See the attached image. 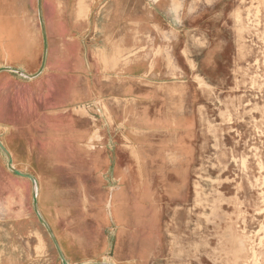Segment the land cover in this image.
I'll return each mask as SVG.
<instances>
[{"label":"rangeland","instance_id":"rangeland-1","mask_svg":"<svg viewBox=\"0 0 264 264\" xmlns=\"http://www.w3.org/2000/svg\"><path fill=\"white\" fill-rule=\"evenodd\" d=\"M42 5L31 78L0 0V264H264V0Z\"/></svg>","mask_w":264,"mask_h":264},{"label":"water","instance_id":"water-1","mask_svg":"<svg viewBox=\"0 0 264 264\" xmlns=\"http://www.w3.org/2000/svg\"><path fill=\"white\" fill-rule=\"evenodd\" d=\"M41 9V0H39V10ZM41 17V24H42V29H43V32H44V42H45V50H44V59H43V63H42V69L44 67V64H45V60H46V54H47V39H46V33H45V27H44V24H43V19H42V16ZM6 68H2L1 70H3ZM0 148L8 155L9 157V167L15 171L14 167L12 166V157L11 155L9 154L8 150L0 143ZM17 172V171H16ZM19 173V172H18ZM21 175L23 176H27V177H30V178H33L31 175L29 174H23V173H20ZM33 182H35V180L33 179ZM33 204H34V208H35V211L37 212V215L39 217V219L45 224V226L47 227V229L50 231V228H49V225L46 223V221L43 219V217L41 216V214L39 213V210L37 208V198L35 197L34 198V201H33ZM54 238V237H53ZM54 242H55V245H56V248L58 250V253L60 255V258L62 260V263L63 264H69L67 259L65 258V256L63 255V252L61 251L60 247H59V244L57 243V241L54 239ZM99 264H106V263H99Z\"/></svg>","mask_w":264,"mask_h":264},{"label":"crops","instance_id":"crops-1","mask_svg":"<svg viewBox=\"0 0 264 264\" xmlns=\"http://www.w3.org/2000/svg\"><path fill=\"white\" fill-rule=\"evenodd\" d=\"M53 2H54V8H52L51 9V11H49V13H47V16H48V18H51V19H53L55 16H56V14H55V9H56V7H57V0H53ZM42 0H41V9L39 10V0H38V8H37V10H38V16H39V19H41V17L40 16H42V19H43V24H44V27H45V20H44V15H43V8H42ZM90 8V6H89V3H83V4H79V10H78V16H79V12H82L81 13V15L83 14V12H85V11H88L87 9H89ZM83 16V15H82ZM50 20V19H49ZM41 21V20H40ZM42 25V24H41ZM46 33V32H45ZM46 39H47V34H46ZM36 46H38V42L37 41H33V44H32V46H31V55H33V53H34V48L36 47ZM44 50H45V48H44ZM47 56H48V40H47V54H46V60H47ZM46 60H45V63H46ZM44 66H45V64H44ZM44 68V67H43ZM43 71V69H42V67H41V69L38 71V72H36V73H34V74H32L31 75V78H35V77H37L41 72ZM37 73H38V75H37ZM13 161V160H12ZM35 180V179H34ZM35 194H36V192H35ZM68 261V260H67ZM69 262V261H68Z\"/></svg>","mask_w":264,"mask_h":264},{"label":"bare ground","instance_id":"bare-ground-1","mask_svg":"<svg viewBox=\"0 0 264 264\" xmlns=\"http://www.w3.org/2000/svg\"><path fill=\"white\" fill-rule=\"evenodd\" d=\"M84 13V12H83ZM83 15V14H82ZM82 15L79 14V17H81ZM84 20V19H83ZM20 72V71H19ZM24 74V73H23ZM255 120V119H254ZM258 133V132H257ZM13 166V165H12ZM14 167V166H13ZM35 179V178H34ZM264 182V181H263ZM36 183H37V180H35L34 182V186H36ZM263 186V185H262ZM38 187V186H37ZM36 187V188H37ZM39 188V187H38ZM38 192V191H37ZM14 202V201H13ZM20 206V205H19ZM22 210V209H21ZM147 213V212H146ZM42 216V215H41ZM44 219V218H43ZM152 221V220H151ZM261 226V225H260ZM137 229V228H136ZM228 231V230H227ZM225 233V231H224ZM255 248V247H254ZM254 250V249H253ZM255 254V253H254ZM254 257V256H253ZM255 258V257H254ZM255 260V259H254ZM114 262V261H113ZM106 264H118L117 262L116 263H111V262H105ZM255 264V263H254Z\"/></svg>","mask_w":264,"mask_h":264}]
</instances>
